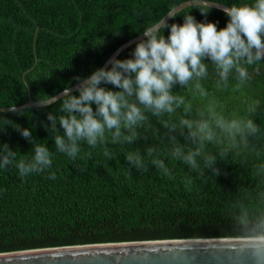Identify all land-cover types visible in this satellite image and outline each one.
I'll return each mask as SVG.
<instances>
[{
    "label": "trees",
    "instance_id": "1",
    "mask_svg": "<svg viewBox=\"0 0 264 264\" xmlns=\"http://www.w3.org/2000/svg\"><path fill=\"white\" fill-rule=\"evenodd\" d=\"M189 1L0 0V109L24 106L74 87V77H87L102 68L120 47ZM210 1L227 7L254 3ZM207 11L205 17L191 7L169 23L183 24V15L191 12L198 22L226 27L229 18L224 12ZM135 46L118 59L130 58ZM248 71L251 79L239 91H234L235 73L227 87L217 88L219 77L209 64L208 77L200 81L207 98L191 91L192 85L175 86L173 94L191 102V113L186 116L183 106L161 117L146 112L148 121L137 130L136 141L107 145L113 159L103 156L102 147L92 149L86 144L75 161L56 151L43 124L50 123L49 113L58 114L59 104L0 113V145L16 151L17 162L33 155V145L15 130L18 126L31 129L33 138L53 153L50 169L23 179L15 163L0 168V254L102 244L264 238V61L248 66ZM211 101L225 118L251 119L258 131L238 136L234 143L220 134L217 142L205 145V154L214 156L215 163L206 167L197 157L200 170H193L172 156L176 144L185 153L196 147L186 139L187 130L181 134L178 127L171 132L164 122L178 125L181 117L200 119L199 111ZM253 101L259 105L249 112ZM149 148L155 149L152 156ZM89 151L91 158L85 155ZM129 151H139L147 171L126 160ZM153 159L162 160L168 173L158 169ZM52 172L56 179L48 178Z\"/></svg>",
    "mask_w": 264,
    "mask_h": 264
},
{
    "label": "clouds",
    "instance_id": "2",
    "mask_svg": "<svg viewBox=\"0 0 264 264\" xmlns=\"http://www.w3.org/2000/svg\"><path fill=\"white\" fill-rule=\"evenodd\" d=\"M191 7L198 8L206 17L210 0H191ZM223 11L229 20L222 29L217 23L198 22L191 12L183 15V24L169 23L179 14L178 11L170 12L163 22L144 29L130 58L113 57L108 61L110 68H98L87 77H74V87L67 86L58 95L39 97V107L59 104L58 114L49 113L50 123L43 124L54 140L56 151L75 161L82 151L81 145L86 144L92 149L102 147L103 156L113 159L107 145L136 141L139 138L137 130L148 121L146 112L161 117L165 113L172 115L183 106L186 116L191 113V102L182 95L173 94L175 86L189 88L192 85L191 91L207 98L209 93L200 81L208 77L209 64L219 77L217 88L227 87L230 75L235 73L238 83L234 91H239L251 79L248 66L264 61V0L224 7ZM162 31L168 34L162 35ZM258 105L259 101H253L248 111L254 112ZM9 110L16 112L17 108ZM198 114L200 119L197 120L181 117L178 125L164 122V127L171 132L178 127L181 134L187 130L186 139L196 147L185 153L183 146L176 144L172 156L183 160L193 170H200L197 157L203 158L206 167L215 163L214 156L205 154V145L217 142L220 134L234 143L238 136L244 138L258 131L251 119L225 118L217 111L215 101L205 105ZM15 130L33 145V155L17 162L16 151L8 144L0 145V168L15 163L22 179L50 169L53 153L49 147L37 142L31 129L18 126ZM171 139L175 141L176 138ZM154 151L149 148L148 155L152 156ZM85 155L91 158L92 152ZM126 160L138 170L147 171L139 151H129ZM152 163L168 173L162 160L153 159ZM48 178L56 179V173H50Z\"/></svg>",
    "mask_w": 264,
    "mask_h": 264
},
{
    "label": "water",
    "instance_id": "3",
    "mask_svg": "<svg viewBox=\"0 0 264 264\" xmlns=\"http://www.w3.org/2000/svg\"><path fill=\"white\" fill-rule=\"evenodd\" d=\"M224 7L227 6L210 1V9L224 12ZM188 8H191V1L171 12L181 13ZM141 36L120 47L109 60L118 59L136 45ZM108 61L103 67H111ZM33 107L45 108L39 107L37 102L16 108L21 111ZM9 109H0V113L13 112ZM0 264H264V238L170 240L43 249L0 254Z\"/></svg>",
    "mask_w": 264,
    "mask_h": 264
}]
</instances>
